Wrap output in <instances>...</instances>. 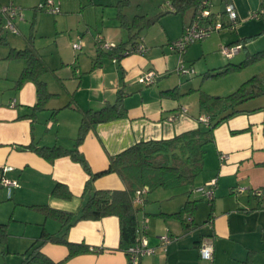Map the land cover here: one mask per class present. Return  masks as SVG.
<instances>
[{
	"label": "crops",
	"instance_id": "1",
	"mask_svg": "<svg viewBox=\"0 0 264 264\" xmlns=\"http://www.w3.org/2000/svg\"><path fill=\"white\" fill-rule=\"evenodd\" d=\"M9 1L19 8V12L12 19L16 29L13 31L3 29L9 16L0 10V181L4 177L15 181L17 186L8 195L7 189L0 183V225L6 226V237L3 240L0 237V256L5 263L10 255H17L22 260V254L43 234L61 236L64 230L60 224L37 207L71 213L74 219L78 218L84 203V187L89 180V174L81 164L70 157L48 162L31 151L23 150V147L60 146L72 149L78 137L82 112L99 111L120 99L122 115L93 125L78 147L89 170L92 173L101 172L107 168L111 156L136 143L168 140L204 126L198 121L199 117L206 116L202 113L203 99L194 97V85L183 80L195 75L194 66L204 76L207 72L227 64H239L264 51L260 49L264 46H255L264 45V19L258 22L249 20L251 13L264 6V0H228L237 15L235 29L212 33L189 46L182 60L184 66L190 67L194 73L186 76L176 73L179 55L172 52L169 45L181 36L184 27L192 21V14L178 17L179 14L163 7L162 11L155 10L152 16L157 19L151 26L169 13L174 16L167 17V21L170 24L176 21L175 25L172 27L164 23L157 33L149 32L153 29L151 27L144 35L139 33L135 41L140 39L146 52L123 54L119 60L110 57L112 50L101 51L95 42L98 34L104 42L115 47L129 40V32L117 18L118 23L103 28L102 34H90L89 41L77 36L72 44L78 40L82 42L78 52L73 50L72 44V55L58 45L53 53L54 59L48 61L41 57L50 69L41 76V81L51 96L43 109L32 116L31 109L37 102L36 84L25 81L16 89L26 62L8 58L12 49L23 48L20 47L22 42L16 36L17 40L10 36L9 42L1 44L6 33L17 35L16 22L25 21L22 8L13 0H0V6ZM216 2L219 7L211 9L214 14L223 9V3L220 0ZM142 12L147 13L146 10ZM35 13L32 10L31 16L36 17ZM34 26L35 20L33 31ZM247 39L251 41L246 42ZM26 40L28 42V37ZM241 40L240 51L233 58L225 59L221 55L220 46ZM126 46L131 50L129 45ZM258 64L264 65V60ZM150 70L156 73L155 82L149 86L140 84L139 76ZM259 73H264V69H260ZM202 81L203 86L210 80L204 78ZM214 84L207 87L210 99L227 94L218 91L228 90L224 89L227 84L223 76ZM173 89L175 96L164 93ZM239 109L241 113L227 118L213 131L214 142L205 147L202 172L189 187L198 197L195 200L208 204V209L204 208L205 212L208 211L204 226L200 229L193 227L199 205H196L192 223L187 227L174 218L159 214H173L190 200L183 198L173 202L168 195L163 198L164 202L156 205L157 200L168 193L162 190L164 194L158 192V197L154 198L155 205H148L152 198L149 199L147 193L142 207L138 205L141 208L139 221L143 218L147 220L148 244L157 248L154 255L141 259L140 264H264V97L249 101ZM221 156L226 159L221 160ZM5 167L10 170L3 171ZM211 180L216 181V186L213 199L208 201L201 198L195 189ZM56 184L65 186L71 197L63 199L53 195ZM90 188L91 191L123 190L124 185L116 174H109L95 179ZM255 191H260L261 196H255ZM210 214L211 220L207 223ZM163 235L172 238L165 252L158 248L159 237ZM66 239L100 252L85 253L64 261L67 247L45 243L41 248L42 254L62 264H128L125 253L118 248L119 221L114 216L97 221H75L66 230ZM200 240L211 241V261L199 257L197 247Z\"/></svg>",
	"mask_w": 264,
	"mask_h": 264
},
{
	"label": "trees",
	"instance_id": "2",
	"mask_svg": "<svg viewBox=\"0 0 264 264\" xmlns=\"http://www.w3.org/2000/svg\"><path fill=\"white\" fill-rule=\"evenodd\" d=\"M128 0H121L126 5ZM174 8V14L181 16L192 14V18L201 10V4L205 0H168ZM211 6L212 0H207ZM224 8L229 4L228 0H220ZM123 7V6H122ZM211 9V8H210ZM217 13V14H219ZM121 26L129 32V40L126 43L116 46L110 53L112 59H121L125 52H130L126 45L132 50L135 45L141 41H135L142 29L147 27L150 22L143 16H135L131 22H128L122 13H118ZM226 23V21H224ZM237 23V21H236ZM135 32V33H133ZM32 38H28V45L24 49L10 51L8 58L21 59L26 62V67L21 72L16 82L18 89L25 81H32L36 84L37 102L31 109L32 116L39 110H42L45 103L51 96L41 76L49 71L47 64L37 54L32 46ZM243 41L232 45H239ZM264 60V51L255 53L247 60L239 64H227L222 68L207 72L205 79H217L230 73L242 71L248 65ZM169 96H175L176 91L168 90L164 92ZM264 97V74L255 75L246 82L242 83L237 90L224 97L211 98V102L203 106L202 113L208 118L204 126L195 130L183 132L168 140L139 142L121 153L109 158L108 166L105 170L92 173L85 160L79 153L78 147L83 141L87 131L95 124L117 118L122 115L123 109L120 99L113 105H106L99 111H83L81 123L79 126L78 137L72 149H65L60 146L36 147L29 145L23 147V150L31 151L48 162H53L61 157H70L73 161L81 164L83 169L89 174V180L85 184L82 198L84 203L81 207L78 218L74 219L71 213L50 209L48 207H37L46 216L55 219L63 229L61 236L44 235L35 240L30 248L22 254L20 264H62L63 262H53L41 252L45 243L63 245L67 247L68 254L64 261L77 255L100 252L90 249L85 244L70 243L66 239V230L79 220L97 221L105 217L114 216L119 221V250L126 251L134 245L137 230L140 227L139 213L141 208L134 204L136 193L145 190L146 194L155 189H171L179 186L193 185L197 176L202 172L203 161L205 157V147L214 142L213 131L216 127L229 117L242 112L238 107L257 98ZM56 111L53 112V115ZM116 174L124 185L123 190H95L91 191L90 185L95 179ZM53 195L67 199L70 198L67 188L61 184H56L52 191ZM145 194V196H146ZM145 196L144 201L145 202ZM142 203V205H143ZM197 201H186V203L173 214H159L165 218H174L181 224L190 227L192 216L196 212ZM141 206V205H139ZM142 207V206H141ZM212 208L210 212H212ZM188 216L185 219V216ZM211 215L207 218V223L211 220ZM189 220V221H188ZM5 225H0V237L3 240L6 237ZM203 241L198 243L199 247ZM200 257V254H199ZM201 258V257H200ZM129 264V263H128ZM140 264V261H139Z\"/></svg>",
	"mask_w": 264,
	"mask_h": 264
},
{
	"label": "rangeland",
	"instance_id": "3",
	"mask_svg": "<svg viewBox=\"0 0 264 264\" xmlns=\"http://www.w3.org/2000/svg\"><path fill=\"white\" fill-rule=\"evenodd\" d=\"M16 5H20L22 8V13L24 15L25 21L22 23L16 22L18 33L17 35H12V33H6L4 36V42L1 44H5L6 42H9L10 36H13L14 39L18 38V41L20 40L22 42V49H24L28 43L26 42V38H32V46L35 48V51L37 54L46 60L54 59V50L59 45L63 47L64 51L66 53H71V44L74 40H76L77 36L85 39L86 41L90 40V34L96 35L97 33H103V28H106V26H111L118 21L116 20L118 18V13H122L125 15L127 21L128 19H132L136 15H143L145 16V19L150 22V24L141 30L140 34L144 35V33L151 27L153 29H150L149 32L157 31L161 29V24H169L172 27L175 25L176 21H173L171 24L167 21V17L174 16L171 15L172 13H169L167 15H164L159 18V22L157 24H153L151 26V23L153 20H155L156 17H153V13L155 10L162 11L164 8L163 6V0H128L126 2V5L121 6V0H52L56 7L60 9V13L57 15H48L46 13L39 12V10H36V7L38 4L41 3L42 0H13ZM216 0H212V4L215 3ZM219 3L216 2L215 5L211 6V9H216L219 7ZM163 7V8H162ZM139 8L141 10H139ZM165 9V8H164ZM32 10L36 12V17H32ZM146 10L147 13H143L142 11ZM259 11V10H258ZM255 13V12H253ZM251 13L249 15V20H252L254 22L261 21L264 19V16L259 18H253ZM117 16V17H116ZM178 17H181L179 14ZM35 20V26L34 31L33 29V22ZM104 25V27H103ZM88 33V34H87ZM4 35V34H3ZM16 36V38L14 37ZM253 40L256 39V37H252ZM251 38V39H252ZM251 39H247V41H251ZM8 40V41H7ZM17 40V39H16ZM84 40V41H85ZM3 46V45H2ZM256 47H261L264 45L257 44ZM255 48V47H254ZM264 49V48H260ZM74 52V51H73ZM78 54V53H77ZM259 69V70H258ZM260 69H264V65L253 63L248 65L245 69L239 72L230 73L225 76L224 82H226V87L224 89L228 90H221L219 89L220 93L224 94L225 96L233 93L235 90L239 88V86L252 78L255 75H261L264 73H259ZM195 75L186 77L183 80H187L191 82V85H194V97L201 98L204 101L210 100L209 96L211 94H207L206 91H208L207 87L210 84V86H214V82L219 80L217 79H207L210 81L205 82V85H201V82L204 78H202V73L199 72L198 67L194 66ZM240 74V75H237ZM175 77H178L174 74ZM239 78V79H237ZM222 79V78H221ZM233 80V81H230ZM193 81V82H192ZM205 81V80H204ZM197 82V83H195ZM209 82V83H208ZM242 82V83H241ZM236 83H241L239 86H235ZM204 84V82H203ZM230 87V88H229ZM232 87H235L234 90ZM230 91V92H229ZM224 97V96H223ZM243 105L239 106L238 108H241ZM198 177V176H197ZM199 178L197 179V181ZM190 186H179L176 188L171 189H155L151 192H149V199L148 205H155L154 198L158 197V192H163L165 190L166 195L162 196V199L157 200L156 205L161 204L165 201L166 196H171L169 198H172L173 202H178L179 199H187L190 201H197L198 210L195 217V224L194 228L200 229L204 226L203 222L206 219L207 212H205V207L208 209V204L205 201L195 200V198H198L196 194L192 193ZM163 190V191H162ZM155 194V195H154ZM164 194V192H163ZM173 194V195H172ZM161 197V196H160ZM168 199V198H167ZM13 258H16L13 260ZM149 257H143L142 259L145 260ZM1 263L4 264L3 257L0 256ZM21 258L17 255H10L7 257V262L5 264H18L20 263Z\"/></svg>",
	"mask_w": 264,
	"mask_h": 264
},
{
	"label": "built area",
	"instance_id": "4",
	"mask_svg": "<svg viewBox=\"0 0 264 264\" xmlns=\"http://www.w3.org/2000/svg\"><path fill=\"white\" fill-rule=\"evenodd\" d=\"M163 6L169 12H174V8L171 6L168 0H163ZM211 4L207 0L203 1L201 4V10L196 16L192 19V21L187 24L181 36L172 42L169 45V48L172 52L179 55V60L176 67V73L180 76L193 74V70L189 67L186 68L184 66V62L182 60V56L185 53L186 49L194 43L200 42L206 38H208L212 33H217L225 30L232 31L235 29L237 15L235 9L232 4L226 5L224 8L223 14H214L211 12ZM39 11L48 12L52 15H57L60 13V9L55 6L52 0H43L36 7ZM0 10L9 16V21L6 25L3 26L5 30H13L16 31L15 26L12 23V19L18 15L19 8L13 4V2H8L6 5H1ZM264 16V6H262L259 11H256L252 14L253 18H259ZM226 21V23H224ZM139 41H141L139 39ZM95 42L97 43V47L101 51H111L115 48L112 44H108L104 42L103 37L101 35H97ZM83 44L80 40L76 43L72 44L73 50L78 52L81 50ZM239 45H222L220 46V53L225 59H231L240 51ZM146 49L142 43L135 45V49H131L130 52H125L124 54L129 53H140L144 54ZM156 80V73L152 70L142 73L138 82L144 86H149L153 84ZM198 121L200 123H207L208 118L206 116L199 117ZM221 160H225V156L220 157ZM10 168L5 167L3 171H8ZM1 185L7 189L8 195L11 192V189L17 186L15 181L8 180L4 177L1 178ZM216 186V181L211 180L206 183L204 186L195 189V192L200 195L201 198L211 201L214 197V189ZM146 191L143 189L136 193V198L134 200V204L142 205L144 201V196ZM255 196H261L260 191L254 192ZM189 221V220H188ZM147 229V220L145 218L140 222V227L137 230V236L134 245L128 248L126 251V257L129 264H139V261L143 257H149L156 253L157 247H150L148 244V237L146 235ZM171 237L169 235H163L159 237V245L158 248L162 249L163 252L166 251V246L170 243ZM199 254L201 259L206 261H211L213 256V246L211 241L203 240L199 247Z\"/></svg>",
	"mask_w": 264,
	"mask_h": 264
},
{
	"label": "water",
	"instance_id": "5",
	"mask_svg": "<svg viewBox=\"0 0 264 264\" xmlns=\"http://www.w3.org/2000/svg\"><path fill=\"white\" fill-rule=\"evenodd\" d=\"M166 13H169V12H165V14H166ZM156 19H157V18H156ZM153 22H154V20L152 21V23H153Z\"/></svg>",
	"mask_w": 264,
	"mask_h": 264
}]
</instances>
